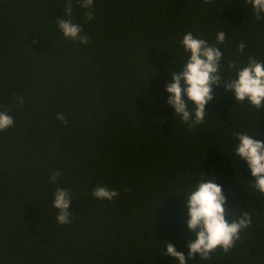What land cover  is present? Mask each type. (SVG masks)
Returning a JSON list of instances; mask_svg holds the SVG:
<instances>
[{
    "label": "trees",
    "instance_id": "16d2710c",
    "mask_svg": "<svg viewBox=\"0 0 264 264\" xmlns=\"http://www.w3.org/2000/svg\"><path fill=\"white\" fill-rule=\"evenodd\" d=\"M65 3L0 0V111L14 120L0 133V264H179L165 241L187 259L184 198L205 174L253 223L229 253L188 264H264V197L245 191L253 177L232 154L233 131L264 140V114L236 103L222 76L189 129L165 91L184 67L185 33L215 44L223 29L225 60L243 42L242 61H264V24L243 0H94L91 21L73 0L81 45L57 28ZM100 186L119 195L97 200ZM57 187L73 197L69 225L56 221Z\"/></svg>",
    "mask_w": 264,
    "mask_h": 264
},
{
    "label": "clouds",
    "instance_id": "9594fccd",
    "mask_svg": "<svg viewBox=\"0 0 264 264\" xmlns=\"http://www.w3.org/2000/svg\"><path fill=\"white\" fill-rule=\"evenodd\" d=\"M214 2L215 0H204L206 4ZM75 3L86 10L87 21L94 18V0H75ZM243 6H250L255 22L264 24V0H243ZM63 10V18L56 21L63 37L81 45L89 44L90 39L83 34L81 25L73 22V0H66ZM226 40L227 33L221 29L216 32L215 44H210L208 40L199 38L190 31L183 35L180 42L185 55L184 67L179 74H172L165 91L169 96L167 104L189 129L205 122L208 117L205 107L214 99L213 86H220L222 76L228 77L224 87L233 94L236 103H246L255 110L258 122L260 115L264 114V61L252 55L246 57V62L242 61L240 57L244 56L246 50L243 42L238 45L237 56L225 60L221 46ZM18 103H24L22 96ZM56 119L67 123L63 113H58ZM13 125L14 120L8 112L0 111V133ZM258 131L255 134L233 131L232 154L236 163L244 161L247 164L253 177V181L245 185V191L264 197V140L257 138ZM60 176L59 171L53 173L50 182L58 183ZM92 195L97 200L110 202L119 192L100 186L93 190ZM72 200L67 189L56 188L52 206L57 211L56 221L61 226L71 223L72 214L68 209ZM184 200L187 207V229L190 234L195 235V240L187 245V259L170 242L165 241L164 245L166 254L179 264H188L197 255L201 261H211L217 252L229 253L240 239V234L253 223L252 215L248 212L233 211L226 207L222 186L210 175L201 177Z\"/></svg>",
    "mask_w": 264,
    "mask_h": 264
}]
</instances>
